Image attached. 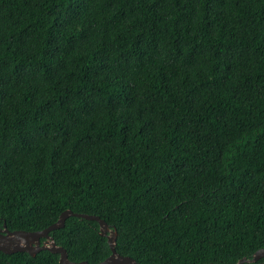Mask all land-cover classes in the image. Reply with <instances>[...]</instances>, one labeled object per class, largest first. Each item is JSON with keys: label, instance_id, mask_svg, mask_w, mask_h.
<instances>
[{"label": "trees", "instance_id": "obj_1", "mask_svg": "<svg viewBox=\"0 0 264 264\" xmlns=\"http://www.w3.org/2000/svg\"><path fill=\"white\" fill-rule=\"evenodd\" d=\"M65 210L140 264L264 249V0H0V227ZM50 236L70 262L110 255L94 221Z\"/></svg>", "mask_w": 264, "mask_h": 264}, {"label": "water", "instance_id": "obj_2", "mask_svg": "<svg viewBox=\"0 0 264 264\" xmlns=\"http://www.w3.org/2000/svg\"><path fill=\"white\" fill-rule=\"evenodd\" d=\"M68 217L94 221L98 224L99 236L106 238L110 255L97 264H140L130 257L119 255L115 251L117 232L114 228H110L99 217L86 214H76L70 210L62 212L55 223L40 231H9L6 228L5 223H3L0 227V252L7 255L14 253H27L31 257H34L40 251H48L51 254H57L59 256V264H88L84 261L78 263L70 262L67 258L66 251L62 247L57 246L54 243L53 238L50 236V232L63 228L65 220ZM260 259H264V249L257 250L249 259L242 258L236 264H255Z\"/></svg>", "mask_w": 264, "mask_h": 264}, {"label": "flooded vegetation", "instance_id": "obj_3", "mask_svg": "<svg viewBox=\"0 0 264 264\" xmlns=\"http://www.w3.org/2000/svg\"><path fill=\"white\" fill-rule=\"evenodd\" d=\"M262 263H264V262H257V263H255V264H262Z\"/></svg>", "mask_w": 264, "mask_h": 264}]
</instances>
